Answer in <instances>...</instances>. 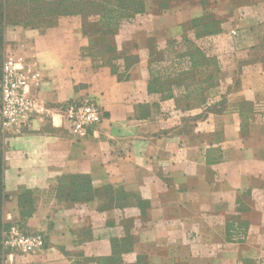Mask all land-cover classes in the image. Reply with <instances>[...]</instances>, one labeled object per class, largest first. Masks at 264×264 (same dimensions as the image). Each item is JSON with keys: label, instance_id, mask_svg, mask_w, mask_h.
Listing matches in <instances>:
<instances>
[{"label": "crops", "instance_id": "0c3cea01", "mask_svg": "<svg viewBox=\"0 0 264 264\" xmlns=\"http://www.w3.org/2000/svg\"><path fill=\"white\" fill-rule=\"evenodd\" d=\"M213 1L216 19L240 7L253 15L261 4ZM205 10L201 0H176L139 13L112 35L116 54L94 60L83 53L88 42L78 16H61L52 27H5L6 51L31 64L30 93L47 108L20 133L3 132V218L45 237L39 253H12L7 264H110L104 259L113 254L115 264H264V57L246 58L224 77V87L230 77L239 80L225 95V109L208 113L192 131L183 129L173 98L147 93L157 69L147 56L148 35L162 48L189 35L185 27ZM165 16L176 20L174 34L159 25ZM125 31L133 32L137 57L121 77ZM225 33L221 25L190 38L201 47ZM81 96L94 98L103 117L93 134L76 139L59 106ZM67 174L89 177L95 197L63 195L58 179ZM26 191L33 213L21 217L18 194ZM133 213L146 225L134 219L127 236L121 220ZM123 238L130 246L117 253L113 243Z\"/></svg>", "mask_w": 264, "mask_h": 264}, {"label": "trees", "instance_id": "16d2710c", "mask_svg": "<svg viewBox=\"0 0 264 264\" xmlns=\"http://www.w3.org/2000/svg\"><path fill=\"white\" fill-rule=\"evenodd\" d=\"M170 1L176 0L158 1L156 8L163 10L167 8ZM0 10V16L4 22L8 21L25 27H52L61 16H78L81 30L88 42L87 46L83 48V53L85 52L94 60L107 54L110 57L116 54V45L112 35L117 33L123 24L132 23L137 14L145 12V4L144 0H3ZM9 10H11L13 18H10ZM200 20L202 19H192L195 22H200ZM215 22H217L215 17L208 22L201 21L202 34L217 32L218 27L211 28L212 23ZM147 56L153 61H151L153 64L154 61L157 63V69L155 72L152 71L147 84L149 95L157 93L162 98H173L177 107L183 105L186 109L203 105L201 112L193 116L194 121L202 119L208 113H220L225 109V100H221L218 104L219 107H216L203 94L204 82L212 79L211 70L207 69V66L211 65V61L196 41L187 36H181L179 39L167 41L164 47L157 48L154 39L147 37ZM136 57L137 54L134 51L133 53L127 52L124 49V52H121L123 60L121 77ZM183 62L188 63V69L181 68ZM201 68L204 70L203 72ZM202 73L205 75L204 78H200ZM209 86H213V84H209ZM3 167V140L0 134V240L2 231L11 223L7 224L3 220V203L7 199V194L4 191ZM58 183L63 184L61 193L73 201L91 200L98 191L92 187L89 177L85 175H62L58 179ZM28 194L29 191L18 194L19 205L20 203L25 204L19 212L21 217L33 213ZM15 222L22 223L20 220ZM116 241L113 245L117 253L130 246L126 238ZM118 257L119 255L113 254L104 260L115 264ZM97 262H100L99 259ZM0 264H4L1 251Z\"/></svg>", "mask_w": 264, "mask_h": 264}, {"label": "rangeland", "instance_id": "374dc122", "mask_svg": "<svg viewBox=\"0 0 264 264\" xmlns=\"http://www.w3.org/2000/svg\"><path fill=\"white\" fill-rule=\"evenodd\" d=\"M158 1L163 0H144L145 11H150L152 9L158 10L156 8V3ZM201 1L204 5V9H206L205 14H201L198 17H195L194 20H202H200V22H195L191 20L188 23V26L185 27L186 30L189 31V35L183 34L182 36H187L190 38L193 34H195V37H197L196 39H199L203 36L202 28L200 26L201 21L206 20V22H208L209 20L214 18L212 11V5L214 1ZM260 1L261 4L256 2L257 4H255V7L252 11L253 15H248L249 10L240 7L239 9L236 8L235 10L230 11V14L223 17V19H216L217 22L212 23L211 28H221V25H223V28L226 31L225 35H222L220 37L210 36L205 38V40H203L201 43V47L205 50L208 58L211 61V65L209 64L207 66V69L211 70L212 74V79H208L204 82L205 86L203 94L206 98L210 100L211 104H215L216 107H219L218 104L219 102H221V100H227L225 95L229 91V89L231 87H236L239 84V80L236 79V76H234L230 77V83H228L227 87H224L223 82L226 81L224 77L228 75L231 71L236 70V68L240 67V65H243L242 61L246 58L264 57L262 52V44L260 43L261 41L264 42V0ZM2 2L3 0H0V8ZM224 5L225 7H228L227 4ZM8 13L10 18H13L11 10H9ZM175 21L176 20L174 18L170 16H165L161 20V23H159V25L162 27L163 30L165 29L168 34H174L176 31L174 26L176 24ZM10 25H12V23L8 21L4 22L2 17L0 16V64L2 63L3 59L6 58V56H10L9 54L15 53L11 47H9L7 51L5 49V27ZM132 33V31H125L124 33H121V52H124V49H126L127 52L130 51L133 53L134 48L131 43L134 38V35ZM148 37L153 38L152 35H148ZM235 43H240V45L242 44V47H235L233 45ZM188 66L189 65L187 62H183L181 68L183 70H186L188 69ZM201 71L203 72L204 70L202 69ZM204 76V73L200 74V78H204ZM209 84H213V86H209ZM182 89H184V87H182ZM259 107L260 109L264 110V102H260ZM202 108L203 105L193 106L190 109L184 108L183 105L177 108L175 113L179 116L178 120L182 121L183 129L189 131L193 130L194 123L198 121H194L193 116L201 112ZM3 132L4 131L0 129V134L2 138L5 135ZM212 133L215 136L212 138L215 139L217 137L216 135L218 134V131H212ZM116 196H118L117 193ZM122 218L123 216H121V219ZM126 218H128L130 221L124 222V220L126 219H122L121 222L123 225V233L127 236L130 234V231L133 230L132 227L134 225V219L137 218V222H142V226L146 225V219L143 218L140 214L137 215L136 213H133ZM3 220L7 222V224H9L11 222V217H8V219ZM20 224L26 231H28L25 225H23L22 223ZM0 251L2 254L3 263L7 264V254L9 253V251L3 250L2 248L0 249ZM15 252L19 251H11V253Z\"/></svg>", "mask_w": 264, "mask_h": 264}, {"label": "built area", "instance_id": "2783aa9c", "mask_svg": "<svg viewBox=\"0 0 264 264\" xmlns=\"http://www.w3.org/2000/svg\"><path fill=\"white\" fill-rule=\"evenodd\" d=\"M36 74L31 64L21 56H6L0 64V129L20 133L28 127L35 115L47 110L31 93ZM59 110L70 135L83 139L93 134V128L103 117L102 110L94 98L81 96L67 100ZM34 115V116H33ZM1 248L26 254L39 253L45 247L44 233L26 231L17 222L10 223L2 231Z\"/></svg>", "mask_w": 264, "mask_h": 264}]
</instances>
